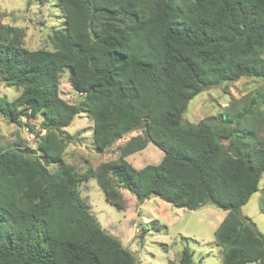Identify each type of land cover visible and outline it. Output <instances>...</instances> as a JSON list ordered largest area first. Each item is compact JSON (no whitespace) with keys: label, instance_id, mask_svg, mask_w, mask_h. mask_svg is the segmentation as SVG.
Returning <instances> with one entry per match:
<instances>
[{"label":"trees","instance_id":"1","mask_svg":"<svg viewBox=\"0 0 264 264\" xmlns=\"http://www.w3.org/2000/svg\"><path fill=\"white\" fill-rule=\"evenodd\" d=\"M58 1L65 26L52 28V49H28L24 29L0 20V79L19 89L0 95V116L18 124L41 116L36 150L0 148V264H137L82 200L78 183L90 178L119 209V186L138 201L212 204L225 211L213 231L221 264H264V234L240 213L264 172V86L198 122L183 119L205 88L264 80V0ZM64 68L76 103L58 94ZM81 112L99 152L134 129L143 134L78 172L62 153L64 128ZM148 142L163 156L135 168L126 156ZM166 264H194L193 253L184 247Z\"/></svg>","mask_w":264,"mask_h":264},{"label":"rangeland","instance_id":"2","mask_svg":"<svg viewBox=\"0 0 264 264\" xmlns=\"http://www.w3.org/2000/svg\"><path fill=\"white\" fill-rule=\"evenodd\" d=\"M0 20L5 25L24 29L23 43L28 49H52V28L65 26L64 10L58 0H47L44 4L34 0H0ZM68 77L69 71L64 68L59 79L58 94L66 102L76 103L80 96L71 87ZM262 86L263 79L242 76L235 81L205 88L189 101L183 119L198 122L220 112L232 99L242 98ZM18 93V88L0 79V95L5 94L8 99H13ZM26 121L33 125L34 132L25 125ZM40 121V115L29 120L22 117L20 124L0 116V148L27 145L36 150L38 138L35 131L39 132ZM64 131L69 139L62 158L78 172L117 158L120 146L125 141L133 135L143 134L140 128L134 129L99 152L94 146L92 120L85 112L74 116ZM36 155L40 153L36 151ZM162 156L163 152L148 142L145 148L127 155L126 159L135 168H140L159 162ZM56 167L57 164H48L51 171ZM78 190L101 227L120 240L137 264H166L169 259L177 260L184 247L192 251L194 264H221V248L213 238V231L223 219L225 211L216 206L205 204L190 210L172 206L156 196L138 201L131 192L119 186L124 199V208L119 209L105 199L95 178L79 182ZM240 213L250 217L264 234V172L258 190L242 205Z\"/></svg>","mask_w":264,"mask_h":264}]
</instances>
